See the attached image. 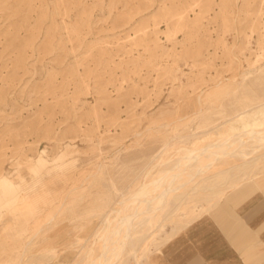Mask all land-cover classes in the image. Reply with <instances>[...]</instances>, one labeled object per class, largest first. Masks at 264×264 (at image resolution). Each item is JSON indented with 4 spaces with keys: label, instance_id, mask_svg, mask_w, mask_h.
Masks as SVG:
<instances>
[{
    "label": "rangeland",
    "instance_id": "374dc122",
    "mask_svg": "<svg viewBox=\"0 0 264 264\" xmlns=\"http://www.w3.org/2000/svg\"><path fill=\"white\" fill-rule=\"evenodd\" d=\"M262 98L264 0H0V178L47 191L34 208L0 210V264H82L79 240L94 239L108 213L127 215L118 202L165 168L163 157ZM43 152L37 175L29 166ZM238 162L221 159L189 187ZM249 190L228 191L234 223L245 208L235 197ZM202 194L166 229L201 211ZM217 220L205 214L173 243L151 240L140 262L197 257L219 239ZM131 256L115 264H138Z\"/></svg>",
    "mask_w": 264,
    "mask_h": 264
},
{
    "label": "bare ground",
    "instance_id": "6f19581e",
    "mask_svg": "<svg viewBox=\"0 0 264 264\" xmlns=\"http://www.w3.org/2000/svg\"><path fill=\"white\" fill-rule=\"evenodd\" d=\"M175 11L176 9L169 7L164 13L172 16ZM204 133L203 136L195 134L184 138L190 144L180 143L174 148V155L163 157L162 161L167 165L165 168L159 169L142 182L127 199L118 202L116 207L119 211L130 209L127 215L112 219L108 213L105 218L106 227L104 225L98 233H94V239L89 241L87 238L85 242L79 240L82 264H115L126 249L138 264H145L140 259L149 254L151 240L161 239L165 235L162 241L166 242L191 221L211 210L220 202L229 187L247 177L243 175L239 178L237 171L250 175L256 173V169L264 168V98L260 99L257 106L247 101L242 116L229 118L227 123L223 122ZM202 138L206 139V143H198ZM43 154L44 152L35 163L31 161L29 166L37 175L39 169L49 162ZM230 156L239 157L240 162L230 167H219L210 177L202 178L189 187L190 179L211 170L221 159ZM63 165L56 164L55 168H62ZM40 183V178L35 177L34 188ZM27 184L23 178L21 182H15L11 177L2 175L0 210L9 206L18 209L34 208L36 201L42 199L47 191L38 189L35 195H31L27 193ZM199 191L203 192L202 210L195 212L184 222L178 220L176 226L167 230L166 224ZM171 205L173 206L170 209ZM52 257L54 255L45 258Z\"/></svg>",
    "mask_w": 264,
    "mask_h": 264
},
{
    "label": "crops",
    "instance_id": "0c3cea01",
    "mask_svg": "<svg viewBox=\"0 0 264 264\" xmlns=\"http://www.w3.org/2000/svg\"><path fill=\"white\" fill-rule=\"evenodd\" d=\"M262 172L264 171L229 187L217 205L191 221L188 226L162 245L173 243L176 237L183 230L189 229L197 219H202L205 214L212 213L216 215L222 228L219 239L218 236H211L210 240L206 239L204 249L201 246L196 247L197 257L193 255L182 264H264V199H261L259 195L261 191H264V180H261L262 183L256 181V175ZM241 187L250 188V190L243 198L235 197L238 199V201L236 199V206L244 202L245 208L243 213L238 211L236 223H234L233 210L235 207L229 208L225 199L231 188Z\"/></svg>",
    "mask_w": 264,
    "mask_h": 264
}]
</instances>
